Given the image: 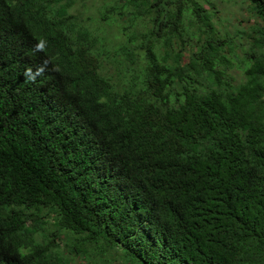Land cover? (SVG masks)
Here are the masks:
<instances>
[{"label": "trees", "instance_id": "1", "mask_svg": "<svg viewBox=\"0 0 264 264\" xmlns=\"http://www.w3.org/2000/svg\"><path fill=\"white\" fill-rule=\"evenodd\" d=\"M74 4L0 0V264H264V0Z\"/></svg>", "mask_w": 264, "mask_h": 264}, {"label": "rangeland", "instance_id": "2", "mask_svg": "<svg viewBox=\"0 0 264 264\" xmlns=\"http://www.w3.org/2000/svg\"><path fill=\"white\" fill-rule=\"evenodd\" d=\"M107 0H75L74 6L71 8V12L74 17L78 18V21L82 24L89 25L92 28H103V24L94 23L92 20L99 18L100 9L102 8L104 2ZM219 11L220 19H218L219 24H230L229 26L232 29L228 30V32L235 38L236 43L239 45L240 43H244L246 45V40L239 39L235 37V32L237 30L241 31H249V26L252 23H246L248 21V13L245 7L240 6V0H212ZM239 20L245 21L240 23ZM106 34L114 38L117 33V27L113 28L105 26ZM246 48V47H245ZM239 58H233V66L231 73H233L238 79L242 76L241 63L243 60V51L240 48L238 50ZM66 258L69 260L70 264H99V259L94 258L91 261L84 260L83 258L72 257L66 253ZM113 264H123L121 261H114Z\"/></svg>", "mask_w": 264, "mask_h": 264}]
</instances>
